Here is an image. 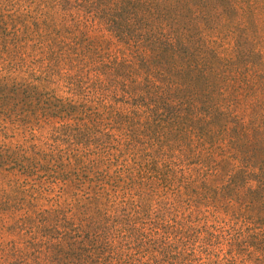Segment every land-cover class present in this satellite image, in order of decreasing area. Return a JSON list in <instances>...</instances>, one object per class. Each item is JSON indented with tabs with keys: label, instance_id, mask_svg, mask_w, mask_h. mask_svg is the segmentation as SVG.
<instances>
[{
	"label": "rangeland",
	"instance_id": "rangeland-1",
	"mask_svg": "<svg viewBox=\"0 0 264 264\" xmlns=\"http://www.w3.org/2000/svg\"><path fill=\"white\" fill-rule=\"evenodd\" d=\"M261 172L264 0H0V264H264Z\"/></svg>",
	"mask_w": 264,
	"mask_h": 264
},
{
	"label": "trees",
	"instance_id": "trees-1",
	"mask_svg": "<svg viewBox=\"0 0 264 264\" xmlns=\"http://www.w3.org/2000/svg\"><path fill=\"white\" fill-rule=\"evenodd\" d=\"M261 175H264V173L261 172L260 176H261ZM258 185H259V184H258ZM255 191H256V188L250 189V192H255Z\"/></svg>",
	"mask_w": 264,
	"mask_h": 264
}]
</instances>
